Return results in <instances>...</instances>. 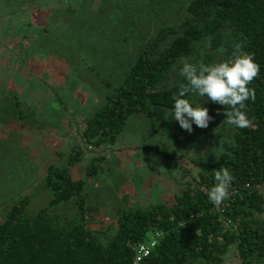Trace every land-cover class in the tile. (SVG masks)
I'll return each mask as SVG.
<instances>
[{"label":"trees","instance_id":"1","mask_svg":"<svg viewBox=\"0 0 264 264\" xmlns=\"http://www.w3.org/2000/svg\"><path fill=\"white\" fill-rule=\"evenodd\" d=\"M108 2L112 11L117 9L123 15V21L136 13L133 27L140 25L137 21L147 23L148 16L157 19L159 12L177 17L183 10L184 18L177 28L160 27L135 57H130L124 79L111 94V86L105 84L99 108L89 118L80 117L78 133L87 145L114 146L130 117L151 119L157 107L174 111L173 97L178 95L179 85L186 83L180 75L181 59L210 64L217 49L224 47L227 51L219 54L220 62L231 56L235 43H243L242 50L260 67L257 78L248 85L255 89V99L246 101L242 109L253 126L241 129L222 123L223 113L230 109L209 100V115L223 129L216 133L222 149L216 159L190 160L198 168V180L182 183L171 201L117 210L114 230L88 222L96 207L88 205L84 193H88L86 182L104 169V156L92 157L87 147L74 144L64 166L50 163L43 172L42 186L49 196L44 207L28 214V196L9 206L0 221V264H130L134 256L131 245L154 232L162 235L143 264H223L230 250L239 264H264V0H130L123 6ZM145 9L148 16H144ZM115 18L103 30L110 34L107 41L103 42L101 31L96 33L102 27L91 34L96 46L103 42V54H96L100 61L116 58L112 48L132 34L131 28ZM203 46L209 49L204 56ZM192 95L181 98L189 100ZM13 104L18 117L23 116L20 102ZM6 105L3 108L9 114ZM226 128L231 132L228 138L224 136ZM143 150L172 158L163 148L147 146ZM55 154L61 156L62 152ZM83 154L89 155L90 161L84 176L76 177L72 171ZM221 167L228 168L234 179L228 198L216 206L209 201L208 191L216 183L214 171ZM178 168L183 169L181 165ZM182 172L191 173L188 168ZM68 204L75 206L77 214L62 222L58 209ZM102 216L97 215L95 222H101Z\"/></svg>","mask_w":264,"mask_h":264},{"label":"rangeland","instance_id":"2","mask_svg":"<svg viewBox=\"0 0 264 264\" xmlns=\"http://www.w3.org/2000/svg\"><path fill=\"white\" fill-rule=\"evenodd\" d=\"M108 1L123 6L130 0H0V102H5L0 105V125L9 128L0 127V221L9 206L24 196L29 197L28 214L46 205L49 196L42 186L43 172L50 163L64 166L74 144L81 149L87 147L92 157L104 156V169L86 182L88 193H84L88 205L96 207L88 222L112 230L117 210L171 201L182 183L198 180V168L190 160L212 162L222 150L216 134L223 130L218 120L213 118L206 129L193 124L189 133L171 117L164 119L163 109L158 107L151 119H127L114 146L95 148L85 143L78 133L82 128L80 117L89 118L99 108L101 103L97 102L105 93V84L111 86V94L124 79L130 57L134 58L160 27L177 28L184 18L183 10L177 17L159 12L156 19L145 9L147 23L137 21L140 25L133 27L136 13L123 21V15L117 9L113 12ZM113 17L131 28L132 34L114 45L112 54L116 58L100 61L96 54L102 53V43L110 35L103 30ZM98 27L102 28L96 33L101 31L104 39L96 46L91 34H96L93 29ZM203 50L202 56L209 52L207 46ZM220 56L216 53L212 63ZM14 101L20 102L24 117H18ZM189 102L210 109L209 100L197 94ZM226 129L224 136L228 138L231 132ZM147 146L163 148L172 158L143 150ZM56 151L62 155L57 156ZM89 155L83 154L73 168L76 177L84 176ZM182 155L186 157L180 159ZM178 165L191 173H183ZM58 213L64 222L77 210L68 204ZM100 213L104 214L101 222H95ZM223 264H239L232 250Z\"/></svg>","mask_w":264,"mask_h":264},{"label":"clouds","instance_id":"3","mask_svg":"<svg viewBox=\"0 0 264 264\" xmlns=\"http://www.w3.org/2000/svg\"><path fill=\"white\" fill-rule=\"evenodd\" d=\"M243 43H235L231 56L223 61L205 64L203 60L191 63L187 58H182L180 75L186 83L179 85L178 95L173 97V111L164 109V119L171 117L177 121L183 130L191 133L192 125L206 129L213 117L209 109L203 106H193L187 99L188 93L207 97L212 103L223 106L226 110L222 123L241 129L253 126L246 113L242 111L245 102L255 99V89L248 85L257 78L260 67L254 62V57L243 51ZM227 51L224 47L217 49L219 54ZM220 114V113H217ZM215 185L208 191L209 201L219 206L229 196V185L234 177L226 167L214 171Z\"/></svg>","mask_w":264,"mask_h":264},{"label":"built area","instance_id":"4","mask_svg":"<svg viewBox=\"0 0 264 264\" xmlns=\"http://www.w3.org/2000/svg\"><path fill=\"white\" fill-rule=\"evenodd\" d=\"M161 235L160 232H154L148 239L131 245L134 256L130 264H143L151 251L155 248Z\"/></svg>","mask_w":264,"mask_h":264}]
</instances>
